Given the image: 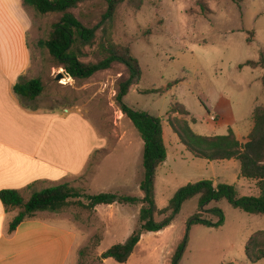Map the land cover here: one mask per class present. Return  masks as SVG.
Returning a JSON list of instances; mask_svg holds the SVG:
<instances>
[{"label":"rangeland","instance_id":"rangeland-1","mask_svg":"<svg viewBox=\"0 0 264 264\" xmlns=\"http://www.w3.org/2000/svg\"><path fill=\"white\" fill-rule=\"evenodd\" d=\"M106 8L101 2L84 3L72 14L83 25L94 26ZM24 9L31 23V68L25 79H40L43 84L41 96L27 104L44 111L80 112L103 140L84 175L67 183L82 195L115 193L142 198L143 142L115 102L119 84L128 78L126 67L114 63L86 80L70 78L63 84V77L57 81V74L65 71L38 42L47 40L61 15H38ZM108 34L114 44L130 48L141 69V78L130 87L124 103L159 118L165 133L166 160L155 172L156 207L166 208L180 188L200 181L234 185L240 197L257 196L256 183L239 177L238 161L209 164L193 159L173 134L168 118L177 115H168V110L170 105L183 106L189 112L187 120H194L192 131L198 135H225L229 130L241 140L248 135L254 108L264 107L263 71L244 66L264 58V0H144L139 11L125 4L117 10L113 29L107 31L104 25L98 30L93 46L83 50L80 61H100L104 55L99 45ZM79 201L87 203L82 198ZM140 207L115 204L87 210L73 204L59 212L82 231L81 245L69 264H119L100 256L111 246L125 243L139 227ZM213 207L222 211L223 225L191 227L179 264H251L245 256V243L255 232L264 231V218L243 213L221 200L204 208V219L216 220L206 212ZM197 211V197L185 202L169 227L142 234L124 264H170L187 220ZM162 218L155 216L156 221ZM256 264H264V259Z\"/></svg>","mask_w":264,"mask_h":264},{"label":"trees","instance_id":"trees-1","mask_svg":"<svg viewBox=\"0 0 264 264\" xmlns=\"http://www.w3.org/2000/svg\"><path fill=\"white\" fill-rule=\"evenodd\" d=\"M24 8L32 9L38 15L50 13L61 15L58 22L52 24L47 40L38 42V47L47 50L57 67L75 81L91 78L95 73L108 70L114 63L122 64L128 71V78L119 84L115 102L124 117L129 119L137 130L142 142L143 178L139 184L142 198L117 195L115 193H101L97 195H82L79 190L69 183L54 185L33 193L24 201L19 191L3 190L0 192V201L6 212L18 210V214L9 225V232H13L23 221L33 217L38 212L59 213L73 204L87 210H93L99 205H137L141 204L138 222L139 227L128 237L125 243L116 244L104 251L101 260L113 259L119 264L126 263L135 247L140 242L144 232H160L169 227L179 214L182 205L197 197L198 211L186 222L185 234L175 250L170 264H179L188 243L191 227L204 226L218 228L224 223V215L218 207L206 212L216 220H207L202 217L204 208L212 202L226 200L230 206L243 213L264 218V107L256 106L252 112L253 127L244 143L237 140L235 134L229 130L225 135L203 136L195 134L187 120L189 112L178 105H170L168 115H177L168 118V123L180 144L184 146L195 159L208 162L238 161L240 164L239 177L254 181L259 191L257 196L238 195L234 185H213L211 181L190 183L180 188L170 199L166 208L159 210L155 204V172L166 160V148L163 140L161 120L129 108L124 103V97L131 86L136 85L141 78L140 65L133 57L129 47L118 46L113 43L110 34L107 40L99 45L104 57L96 63H83V50L93 46L98 30L104 25L112 30L117 10L127 4L135 11H139L144 0H21ZM101 2L107 5L101 21L94 26L83 25L73 14L81 4ZM106 30V29H103ZM244 66L252 69L260 68L263 73L261 84L264 89V58L259 61H248ZM167 88H170L168 85ZM13 92L27 101H33L43 92L40 79L26 80L23 77L13 87ZM98 152L97 154H99ZM85 199L86 204L79 201ZM155 216L163 217L156 221ZM245 256L251 264L264 259V231L255 232L245 243Z\"/></svg>","mask_w":264,"mask_h":264},{"label":"crops","instance_id":"crops-1","mask_svg":"<svg viewBox=\"0 0 264 264\" xmlns=\"http://www.w3.org/2000/svg\"><path fill=\"white\" fill-rule=\"evenodd\" d=\"M30 26L21 0H0V192L19 191L24 201L84 175L92 153L103 145L80 112L40 110L13 92L31 68ZM235 136L241 143L247 138ZM17 214V209L6 212L0 201V264H69L75 259L82 231L73 221L38 212L9 232Z\"/></svg>","mask_w":264,"mask_h":264},{"label":"water","instance_id":"water-1","mask_svg":"<svg viewBox=\"0 0 264 264\" xmlns=\"http://www.w3.org/2000/svg\"><path fill=\"white\" fill-rule=\"evenodd\" d=\"M64 76L69 77L66 73H64V74L58 73L57 76H56V80L58 81V80L62 79Z\"/></svg>","mask_w":264,"mask_h":264},{"label":"bare ground","instance_id":"bare-ground-1","mask_svg":"<svg viewBox=\"0 0 264 264\" xmlns=\"http://www.w3.org/2000/svg\"><path fill=\"white\" fill-rule=\"evenodd\" d=\"M58 72H59V70H58ZM69 81H71V79L66 77V76H64V79L62 80V83L65 84V83H68Z\"/></svg>","mask_w":264,"mask_h":264}]
</instances>
